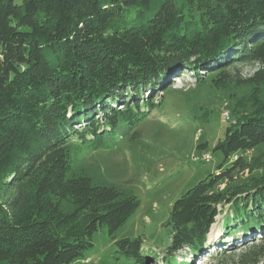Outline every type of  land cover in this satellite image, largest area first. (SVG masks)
Segmentation results:
<instances>
[{"label":"trees","instance_id":"1","mask_svg":"<svg viewBox=\"0 0 264 264\" xmlns=\"http://www.w3.org/2000/svg\"><path fill=\"white\" fill-rule=\"evenodd\" d=\"M235 64L257 66L238 86L264 88V0H0V264H74L102 227L114 241L140 203L70 174L71 141L98 149L134 130L176 73L214 65L212 85L224 89ZM249 102L214 147L234 155L230 168L172 205L168 245L114 241L116 260L157 264L156 249L195 258L227 204L237 219L226 234L262 233L264 153L244 155L264 146V98ZM244 171L257 176L237 183Z\"/></svg>","mask_w":264,"mask_h":264},{"label":"rangeland","instance_id":"2","mask_svg":"<svg viewBox=\"0 0 264 264\" xmlns=\"http://www.w3.org/2000/svg\"><path fill=\"white\" fill-rule=\"evenodd\" d=\"M22 1L13 0V3L19 6ZM256 67L252 64L227 67L225 72L231 80L224 89L212 85L211 80L218 75L214 65L209 73L193 68L180 71L162 85L163 91L159 87L152 92L151 98L159 102L145 112L146 116L134 130L117 132L98 149L71 141L70 174L84 173L94 183L114 186L136 197L140 203L137 211L116 231L115 242L140 237L144 250L152 252L154 246L160 249L168 245L170 229L166 222L174 202L200 181L230 168L235 158L233 155L225 160L214 147L223 138L225 128L250 110L249 100L253 96L258 100L264 98V88L236 83L252 75ZM195 73L202 74L200 83L196 82ZM143 95L145 97L146 93ZM134 132L139 134L137 138H132ZM259 147L246 153L245 158L250 160L264 153V146ZM205 154L211 157L208 163L201 160ZM252 176H257L256 172L244 171L236 182L246 183ZM224 186L220 184L218 190ZM218 209L221 212L207 240L212 243L218 241L216 238L222 236L226 228H235L233 217L237 219L230 205L218 206ZM249 229L247 237L236 235L240 240H223L217 248L205 250L209 247L207 242L202 251H207L204 257H208L204 264H264V230L253 233V228ZM108 235L106 227L99 229L93 235L92 247L74 264H131L121 257L115 259V242ZM159 249L154 252L157 264H180L187 254L190 256L183 250L165 258ZM198 259L196 257L193 264H202Z\"/></svg>","mask_w":264,"mask_h":264},{"label":"built area","instance_id":"3","mask_svg":"<svg viewBox=\"0 0 264 264\" xmlns=\"http://www.w3.org/2000/svg\"><path fill=\"white\" fill-rule=\"evenodd\" d=\"M203 162H206V163H208L209 161H210V156L209 155H207V154H205L203 157H202V159H201Z\"/></svg>","mask_w":264,"mask_h":264},{"label":"water","instance_id":"4","mask_svg":"<svg viewBox=\"0 0 264 264\" xmlns=\"http://www.w3.org/2000/svg\"><path fill=\"white\" fill-rule=\"evenodd\" d=\"M237 177H234V180L236 179ZM237 180V179H236ZM224 185H225V183H224Z\"/></svg>","mask_w":264,"mask_h":264},{"label":"bare ground","instance_id":"5","mask_svg":"<svg viewBox=\"0 0 264 264\" xmlns=\"http://www.w3.org/2000/svg\"><path fill=\"white\" fill-rule=\"evenodd\" d=\"M200 261V260H199Z\"/></svg>","mask_w":264,"mask_h":264}]
</instances>
